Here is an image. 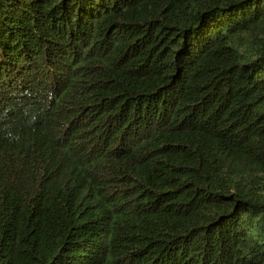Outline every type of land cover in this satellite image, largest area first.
<instances>
[{
	"label": "trees",
	"instance_id": "obj_1",
	"mask_svg": "<svg viewBox=\"0 0 264 264\" xmlns=\"http://www.w3.org/2000/svg\"><path fill=\"white\" fill-rule=\"evenodd\" d=\"M0 264H264V0H0Z\"/></svg>",
	"mask_w": 264,
	"mask_h": 264
}]
</instances>
